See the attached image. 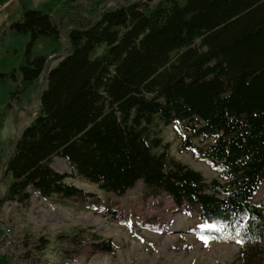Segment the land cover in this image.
I'll return each instance as SVG.
<instances>
[{
    "label": "trees",
    "instance_id": "16d2710c",
    "mask_svg": "<svg viewBox=\"0 0 264 264\" xmlns=\"http://www.w3.org/2000/svg\"><path fill=\"white\" fill-rule=\"evenodd\" d=\"M17 2L0 25V130L34 95L38 105L7 154L0 139V205L31 191L83 196L51 166L58 156L118 195L141 179L145 199L166 193L202 223L222 224L201 231L241 242L238 264H262L264 201L252 198L264 180V0ZM174 121L211 139L195 149L222 180L169 156L158 122ZM81 232L57 238L73 243ZM21 242L27 260L45 239ZM99 246L114 252L109 238Z\"/></svg>",
    "mask_w": 264,
    "mask_h": 264
},
{
    "label": "rangeland",
    "instance_id": "374dc122",
    "mask_svg": "<svg viewBox=\"0 0 264 264\" xmlns=\"http://www.w3.org/2000/svg\"><path fill=\"white\" fill-rule=\"evenodd\" d=\"M39 1L44 0H34V4ZM17 5V0H7L0 6V25L10 14L16 15ZM4 41H11L8 34ZM2 49L0 45V52ZM37 105L34 95L27 107L17 108L6 117L0 130L5 154L32 120ZM158 129L163 141L169 143L170 157L200 171L206 180L214 177L222 180L220 168L195 149L207 147L211 139L190 138L178 121L169 125L158 122ZM51 164L59 172L72 174L65 180L83 189L84 194L72 198L55 194L42 197L31 191L25 202H2L0 256H7L9 264H238L235 259L244 248L241 242L209 238L201 231L205 224L198 219L197 212L188 213L176 207L166 193L145 199L141 179L118 195L74 174L62 157H53ZM1 174L2 167L0 178ZM6 188L0 179V196ZM261 201H264V180L252 198L254 204ZM77 230L83 232L77 235L76 242H61L57 238ZM25 236L29 242L45 239L44 247L36 254L32 251L27 260L20 256L25 250L21 242ZM105 238L111 240L113 253L100 249L99 243ZM66 244L70 249L64 251L62 245Z\"/></svg>",
    "mask_w": 264,
    "mask_h": 264
},
{
    "label": "snow or ice",
    "instance_id": "6c2138e0",
    "mask_svg": "<svg viewBox=\"0 0 264 264\" xmlns=\"http://www.w3.org/2000/svg\"><path fill=\"white\" fill-rule=\"evenodd\" d=\"M223 225L222 224H211V225H209V224H205L204 225V227H213V228H217V227H222ZM202 239H204L205 240V242H207V238L206 237H202Z\"/></svg>",
    "mask_w": 264,
    "mask_h": 264
},
{
    "label": "water",
    "instance_id": "95a60500",
    "mask_svg": "<svg viewBox=\"0 0 264 264\" xmlns=\"http://www.w3.org/2000/svg\"><path fill=\"white\" fill-rule=\"evenodd\" d=\"M48 64H47V66L45 67V72H44V76L46 75V72H47V70H48Z\"/></svg>",
    "mask_w": 264,
    "mask_h": 264
}]
</instances>
